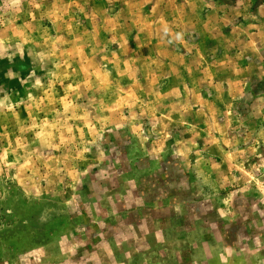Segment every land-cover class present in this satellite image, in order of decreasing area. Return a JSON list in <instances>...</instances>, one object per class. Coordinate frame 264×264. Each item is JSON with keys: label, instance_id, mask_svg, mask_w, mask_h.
I'll return each instance as SVG.
<instances>
[{"label": "rangeland", "instance_id": "374dc122", "mask_svg": "<svg viewBox=\"0 0 264 264\" xmlns=\"http://www.w3.org/2000/svg\"><path fill=\"white\" fill-rule=\"evenodd\" d=\"M259 3L0 0V59L44 71L0 101V264H79L109 213L94 215L89 197L111 188L126 158L124 196L148 159L171 154L197 188L202 176L222 188L226 204L264 198V130L242 139L237 109L253 92L252 57L238 45ZM253 135L260 142L242 152ZM184 249L165 236L106 263L195 264Z\"/></svg>", "mask_w": 264, "mask_h": 264}, {"label": "flooded vegetation", "instance_id": "af4514ba", "mask_svg": "<svg viewBox=\"0 0 264 264\" xmlns=\"http://www.w3.org/2000/svg\"><path fill=\"white\" fill-rule=\"evenodd\" d=\"M43 73L38 63L23 56L0 59V101L14 100ZM123 162V172L131 175L132 167L128 168L131 162L128 158ZM178 164L170 154L165 161L155 164L153 159H148L143 168L139 167L138 171L145 175L139 178L137 195L146 200L149 208L137 204L117 212V193L110 195L115 190L109 189L102 208L112 213L116 222L112 224L107 220L103 237H92L85 247L87 250L82 251L79 264H96L90 258L96 253L101 255L102 264H109L105 262L107 257L116 260L135 257L136 252L123 251L134 249L136 241L121 226H135L139 236H147L150 231H158L163 219L170 221L164 226L168 227L165 230L168 240L184 244V256L196 260L195 264H256V255L264 256V201L261 202V197L247 194L228 208L224 204H213L214 198L199 191L200 183L197 188L193 176L184 169H176ZM206 200L210 203H205ZM146 221L148 224H144ZM98 230L96 227L90 233L95 235ZM102 242L109 249H99Z\"/></svg>", "mask_w": 264, "mask_h": 264}, {"label": "crops", "instance_id": "0c3cea01", "mask_svg": "<svg viewBox=\"0 0 264 264\" xmlns=\"http://www.w3.org/2000/svg\"><path fill=\"white\" fill-rule=\"evenodd\" d=\"M255 9L256 10L253 14V18H254L253 20L255 21L248 24V27H247L248 29L246 30V33L243 32V34L245 33L246 36L248 37L246 38V41L241 40L238 45V48L241 49V52L246 50L248 51L249 55L252 57L250 59L248 58L247 59L248 61L246 60L245 62L248 64L246 67H250L253 69V75L251 77H248L250 78V83H252L253 92L248 93L247 95L248 97H246V99L243 100L237 108L238 114L246 122L245 124L246 127L244 128L242 127L243 129L240 128L242 134L244 133L243 134L244 136L242 134L240 135L242 139L245 138V136L248 135L247 133H249L251 130H255L256 132H261L264 130V119L261 121V123H259V118L260 117L264 118V0H261V3H259ZM249 32H251V34ZM259 142L260 140H258L256 136L253 135L252 138L249 139V141H247V143H244V144H249V145L247 147H244V149H241V151L251 152V150L253 149L252 147L255 148V145L258 144ZM261 142H263V146H264V140ZM252 152L254 153V150ZM134 174L136 176V179L130 185L132 187V192L129 196L127 195L124 196L119 191V190H122L123 187H126V188L129 187V185H127L126 183L127 182L126 179H128L131 175L123 171L116 173V174L114 173L110 176L111 178L110 184L112 182V185H110L111 190L112 191L115 190L116 192L114 191V193L110 194V191L106 189L107 186H95L96 190L89 197V200L92 201V212L94 213V215L97 212H100L101 209L104 212L102 208L103 205L101 204V202L105 203V200L109 194L115 196V194L117 193L116 199H115L117 202L116 203L117 212H120L126 209L129 210L130 208H132L133 205H135L136 207L137 204H140L143 208L147 206L146 200L142 199L141 196L137 195V190H138L137 187L140 188L139 178H142L145 173L141 171H136ZM116 186H118L117 189H115ZM199 191L208 193L207 195L214 198L213 204L214 203L224 204L225 207L235 204L236 201L246 196V195L236 194L232 197L233 198L232 203H230V205L226 204L224 199L222 198V192H223L222 188H220L217 185L215 186L211 185V183H208L207 179L204 178L203 176H202V182L200 181ZM253 193L254 191H251V193H248V194H253ZM263 199L264 198H261V202L264 201ZM207 202L209 201L206 200L205 203ZM146 208H149V207H146ZM111 214L112 213L110 212L104 213L103 215L104 219L102 220L99 226L100 231H98V233L95 234V236L103 237L104 231L107 227L106 226L107 220L108 222L109 221L112 222V224L116 222L114 221L113 217H111ZM168 222L170 221L167 219H163V223L160 222L158 225V228H159L158 231H155L153 233L150 231L149 234L147 235L148 237L139 236L138 229L135 226H129V225H126V227L125 225L121 226L125 231H127V234H131L130 236H132L134 240L136 241L134 243L135 244L134 249H131V250L123 249V251L126 253H129L130 251L136 252L139 248L142 251L151 249V245L154 243L155 240L163 241L164 237L167 236L165 233V230L168 229V227H164V226H168L169 225ZM144 224H148V222L146 221ZM152 227L153 225L151 226V228ZM149 239H151V241ZM120 240L122 241L123 239L121 238ZM98 247L99 249L103 248L102 251H105V248L109 249V247H106V244H104L103 242L100 243ZM101 254L103 255L104 253L102 252ZM99 255H100L99 253L92 254L90 258L91 260L95 261L96 264H99V263L102 264V261L99 258ZM108 259L110 258L107 257V260Z\"/></svg>", "mask_w": 264, "mask_h": 264}]
</instances>
